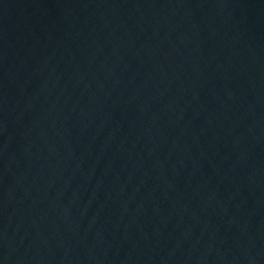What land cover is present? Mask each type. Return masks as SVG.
I'll return each mask as SVG.
<instances>
[{"label":"water","instance_id":"obj_1","mask_svg":"<svg viewBox=\"0 0 264 264\" xmlns=\"http://www.w3.org/2000/svg\"><path fill=\"white\" fill-rule=\"evenodd\" d=\"M0 264H264V0H0Z\"/></svg>","mask_w":264,"mask_h":264}]
</instances>
